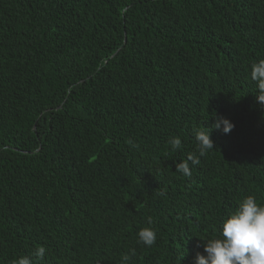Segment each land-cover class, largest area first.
<instances>
[{
    "label": "trees",
    "instance_id": "1",
    "mask_svg": "<svg viewBox=\"0 0 264 264\" xmlns=\"http://www.w3.org/2000/svg\"><path fill=\"white\" fill-rule=\"evenodd\" d=\"M260 59L264 0H0V264H196L264 204Z\"/></svg>",
    "mask_w": 264,
    "mask_h": 264
},
{
    "label": "clouds",
    "instance_id": "2",
    "mask_svg": "<svg viewBox=\"0 0 264 264\" xmlns=\"http://www.w3.org/2000/svg\"><path fill=\"white\" fill-rule=\"evenodd\" d=\"M251 79L257 85V102L264 104V59L252 64ZM213 128L227 135L235 125L226 117L216 116ZM195 139L198 155L190 153L187 161L177 164V172L188 177L192 175L190 164L199 165L200 157L214 149L210 130L196 131ZM169 143L174 151L182 147L179 137H174ZM148 224H152L150 217ZM137 236L138 241L147 247L153 246L157 240L156 231L151 227L140 229ZM204 251L207 255L198 254L196 264H264V204L259 203L255 196L246 197L230 214V218L223 222L220 236L205 242ZM45 252L46 248L41 246L33 255L37 260H43ZM121 260L127 264L130 256L122 254ZM13 264H34V261L29 256H21Z\"/></svg>",
    "mask_w": 264,
    "mask_h": 264
}]
</instances>
